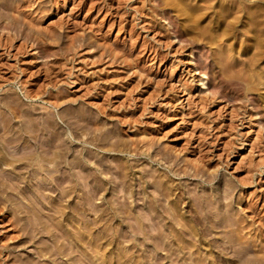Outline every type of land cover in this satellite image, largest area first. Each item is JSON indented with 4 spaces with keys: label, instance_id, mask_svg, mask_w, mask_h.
Segmentation results:
<instances>
[{
    "label": "rangeland",
    "instance_id": "obj_1",
    "mask_svg": "<svg viewBox=\"0 0 264 264\" xmlns=\"http://www.w3.org/2000/svg\"><path fill=\"white\" fill-rule=\"evenodd\" d=\"M18 1H20L19 4ZM16 4L18 7H15ZM13 6L8 7L7 10L3 6L0 7L2 23L5 19L12 21L15 15L19 18L16 17V20H13L16 24L15 26L13 24L12 29L11 26L5 28L0 26L5 29L0 30V43H3L4 38L8 36L7 40L14 41L11 42L12 45L17 44L18 48L22 45L24 47L22 50H25L23 52L20 49L21 52H19L15 46L16 49L13 52H17V57H15L16 52L14 56L13 54L6 56L2 53L3 50H0V63L2 64L0 75L4 74L3 77L0 76V100L10 98L12 94L17 93L19 100L25 106L32 104L31 99L25 97L17 81L12 83L4 81L6 77L10 79L9 76H14L20 71L17 70L18 67H22L24 74L21 73V76H24L22 78L28 82L27 85L31 84L30 88L34 91L43 92L46 100L49 99L46 95L50 92L58 93L57 106L50 109V102L47 106L56 115L54 118L57 117L59 121H62L60 115L70 118L69 114L75 111L76 114L94 117L97 124L102 123L103 127L99 125V128H103V131L120 127L124 139L136 137L135 133L143 136L146 133L145 128L148 127H151L150 132L158 129L159 131H156L158 135L156 139L159 138L157 139L158 144L161 147L169 144L178 150L183 149L184 157L188 162V170L194 166L195 159L199 158L204 164L203 169L208 174L216 175L213 181L204 183L201 181V175L205 173L203 170L198 177H184L182 181L191 187L194 185L204 187L202 193L211 196L214 200L222 199L226 203L230 201L232 206L227 209L230 210L231 216L242 217L246 220V224L249 223L246 229L248 235L242 240H246L248 236L256 244L252 245L253 248L250 247L251 255L254 252L257 253L260 247L264 250V126L262 125L264 115L261 113L264 111V0H14ZM16 8H19V12ZM3 14L8 17L4 19V16L1 17ZM33 19L36 22L32 21ZM30 22L37 25L33 27ZM47 28L50 29L48 32L52 31V33H47ZM35 30L37 34L34 33ZM53 30L56 32L53 33ZM38 34L45 36L41 37ZM11 36L14 38L11 39ZM38 37L42 38L41 40L45 39L44 41L49 47L51 45V50H54L56 54H53V51L51 54L37 51L38 46H36L35 39ZM31 38L32 40L35 38L34 42ZM6 62L8 64L5 65ZM10 64L15 65V68L13 65V67H8ZM6 69L8 71H5ZM10 69L12 71L14 69L15 72ZM214 72L222 74L224 83L227 85L231 81L229 85L231 84L235 90L238 89L240 92L236 90V94L231 86L226 87L224 84L217 86L219 91L220 88L225 91L224 95L222 90L219 92L216 91L217 88L216 90L209 88V81L212 80ZM33 73L35 75H32ZM200 75L204 78L198 81ZM4 76H6L5 79ZM235 82L236 84L239 82L242 87L236 85ZM32 83L35 85L32 86ZM210 89L212 92H209ZM245 94H255L263 107L252 108L253 106L248 101L249 95ZM52 100L51 98L48 101ZM38 102L41 105L44 104L43 101ZM40 104L37 112L41 113ZM106 111L108 114L104 113ZM255 112L260 113L259 117ZM132 115L138 117L140 122L143 121L142 124L139 122L137 127L130 125L127 127L121 124L123 118L126 119L125 117ZM80 123L84 124L82 120H79L78 124ZM258 126L262 129L260 134L257 132ZM76 128L77 133L84 136L82 129ZM61 130L66 136L70 134V129L62 127ZM75 143H77L78 151L84 152L90 148L94 150V153L97 152L98 156L105 155L109 159H111V153H114L100 150L90 143L86 144L78 140ZM242 143H244L243 148H239ZM169 145L165 146V149L171 150ZM135 157L139 156L130 157V163L133 162L132 164L135 165L140 163L139 165H145V167L151 165L146 161L138 162ZM95 161L93 158L90 159L92 165ZM0 166L8 167L3 160H0ZM162 168L164 169V166ZM79 171L77 170L78 173ZM77 172L75 179L83 185L85 181L81 176L82 173ZM110 173H105L108 177L101 172L96 174L93 182H101L103 178L111 181L105 184L104 190L101 189L97 193L94 202L87 205L88 208L84 206L86 211L75 213L72 220V229L75 232H79V229L82 230L87 225L90 227L87 228L89 235L87 234L85 241L94 240L93 236L96 237L97 231L104 229L105 238L100 239V242L102 241L100 246L103 245L102 252H105L100 256L97 244L93 245L97 247L96 250L95 247L88 248L92 245L86 246L85 242H80L81 246H76L77 253L75 251L73 254L80 255L81 259L79 258L74 264L88 262L81 257L84 253L91 257L92 255L95 258L98 257L97 261L95 260L96 264H115L114 261L118 262L120 258L124 262L122 264H133L132 261L135 264H148L146 263L148 258L144 255L145 253L147 255L152 248L144 242L146 239L136 229L134 218L136 212L131 213L128 218H122L126 210L124 204L135 205L140 201L138 197L140 195L129 193L130 190L136 191V186H131L128 188L129 191H126L131 196L122 193L120 190L123 185L116 180V176L119 175L115 172ZM9 176L14 179L26 176L28 180L22 183L23 185L34 183L47 185L49 181L44 177L30 176L27 173L16 174L9 169L4 174L0 172V191H2L0 192V248L9 251L8 254L6 252L3 255L11 261L10 264L13 261V264L15 261L18 264V261L22 262L23 259H33L32 257L36 256L35 250L40 244L36 239L33 243H21L19 246L21 237L19 235L22 234L21 223L15 220L18 218L12 215L11 207L15 205H13L15 203L13 196L21 197L22 195L12 190V185H10L12 183L8 180ZM91 183L87 182V186L84 184L72 194V205L76 204V207L83 205V195L86 190L91 191L89 187L92 186ZM46 192L49 198L53 195L52 197L60 199L57 192L48 190ZM219 192H222V195ZM6 197L10 200H6ZM62 199L61 203H69L67 198ZM91 211L101 215L102 220L99 219V222L96 221L93 224L96 214ZM19 215L22 216V213ZM58 219L63 225L70 223L67 218L60 216ZM131 220L134 226L131 225ZM221 234L224 233L213 232L212 236L218 237L221 241ZM173 238L166 237L165 240L171 242ZM181 238L176 240L175 247L186 245L189 240L193 242L197 237L193 239L190 235L183 234ZM78 239H83V237ZM103 240L107 242L103 243ZM193 243L199 244L200 242L197 240ZM205 246L201 245L200 252L202 257L207 259L204 264H210L214 258L212 250H216L217 247ZM93 251L97 252L98 256ZM185 251L184 257L186 258L197 255H190L187 250ZM220 254L231 259L229 262L224 259L221 263L238 264L240 260L230 249ZM258 254L262 253L258 252ZM64 255H59L57 261L69 264L66 259L67 255ZM129 256H131L130 259ZM112 257L114 261L111 260ZM135 257L137 260H134ZM49 258V254L43 256L39 264H43ZM2 262L4 263V260ZM163 263L168 262L163 260Z\"/></svg>",
    "mask_w": 264,
    "mask_h": 264
},
{
    "label": "bare ground",
    "instance_id": "obj_2",
    "mask_svg": "<svg viewBox=\"0 0 264 264\" xmlns=\"http://www.w3.org/2000/svg\"><path fill=\"white\" fill-rule=\"evenodd\" d=\"M19 2L20 1H18V4H19ZM12 4L14 5V0H0V7L3 6V8H5L6 10L8 9V7L13 6ZM18 4H16L15 7H18L17 6ZM5 9H3V11ZM13 9L15 10V8H13ZM17 9L19 12V8H16V10ZM9 11L10 10H8V12ZM5 12L8 13L7 11H5ZM18 12H17V14H18ZM5 15L3 14L1 17L4 16V19H5V17H8L7 15L6 16ZM20 16H22V15H19V17ZM12 17H14V15H12ZM16 17H17V15H15V18ZM15 18L14 19L12 18V21H8L9 19L8 20L5 19L3 23H2V21H0V26H2L4 28L11 26L10 28L12 29L13 28L12 26L14 24L13 20H16ZM0 20H1V18H0ZM2 20H3V18H2ZM6 21H8V22H6ZM32 21H34V19ZM34 22H36V21H34ZM15 24H14V26H15ZM31 24L33 25V22ZM34 25H37V24H34ZM34 25H33V27H35ZM2 27L0 28V30H2V31L5 30ZM48 29L49 28H47V33H52V31L48 32L50 30V29L49 30ZM6 30H9V29H6ZM36 30L34 33L37 32ZM40 31H39V33L41 34ZM54 31L56 32V30H53V33H54ZM23 32L25 33V31H23ZM26 33H27V31H26ZM44 33H46V32H44ZM27 34H24V35L26 36ZM28 36H29V34H28ZM39 36L42 37L43 35H39ZM7 37L8 36H6V38ZM6 38H4L6 40V41L4 40L5 42L2 40L3 43L2 42L0 43V50H3L2 53H5L6 56L11 55V54H13V56H14V53L16 51L13 52V50H15L18 45L17 44L14 45V43H13V45H14L13 46L11 44V42H14V41L13 40L10 41L9 39L7 40ZM13 38L11 36V39H13ZM41 39H40V37H38V39H35V42L37 41L36 46H38V48L35 46L37 51L50 52V54L52 53L51 51H53V54H54L55 51L51 50V48H50L51 45L49 47L47 45V43L45 42L46 40L44 39L45 40L44 41ZM31 40H32V38H31ZM11 47H13V48L11 49ZM22 47L23 46L21 45L19 48L17 47L16 50H18V51L20 49L22 50ZM25 47H26V45H25ZM24 50H22V51L24 52ZM19 52H21V51H19ZM2 53H1V55H2ZM15 57H17V52H16ZM16 60H19V59H16ZM15 62H17V61H15ZM9 63H10V61H9ZM3 64H4V62H3ZM6 64H8V63L6 62L5 65ZM0 65L2 67L1 63H0ZM10 65L8 67L14 66L13 68H15V65H13V64H12L13 66L12 65L10 66ZM20 67H21V65H20ZM21 68L18 67L17 70H20V71L15 73L14 76H12V75L9 76L10 79H8L6 76H4V79L6 77V79L4 81L7 83H12L14 81H17V83H19L21 85L20 87L22 88V91L24 92L25 97L28 99H31L32 104H29L28 107L25 106V104L19 100L17 93L12 94L10 98L7 97L4 100H3V98H2V100H0V160H3L4 164H6L8 166L7 168L0 166V172L4 174V173H6V170L9 169L10 171H12L16 174L17 173L18 174L19 173H27L30 176L44 177L49 181V183L47 185H43V184L39 185V183L38 184L34 183L33 185H26V184L23 185L22 183H25L26 180H28L26 176H22V177H18V178L15 177L16 179L11 178L12 176L11 177L9 176L10 177L9 179L7 178L12 183V184H10V185H12V187H11V188H13L12 190H15L19 195H22L21 196L22 198L17 196L16 194H15L16 195L15 197L13 196L12 199L15 201V203H13V205L14 204L15 205L13 207H11L12 208L11 213H13L12 215H14L16 218H18V220L15 218L14 219L16 221H18V223L19 222L21 223V224L19 223L21 225L20 228L22 229L21 230L19 228L22 231V234L19 235V236H21L19 239V241H20L19 246H21V243L22 244H26L29 242L33 243V242H35L36 239L39 240V242H37V243L40 244V245L38 244L39 246L37 245L38 247L36 248L35 253H34L36 256L32 257L33 259H31V258L30 259L28 258L27 260L23 259L22 262L18 261V264H39V263H41L42 257L45 255H48V254H49L50 258H49V260L47 259L48 261H45L43 264H64L62 261L61 262L57 261L59 255H61V254L67 255L66 259H67L69 264H74V262H77V260H79V258H80V255L76 256V254H73L77 250L76 246L77 245L81 246V244L79 245L80 242L81 243L85 242L87 244V245L85 244L86 246L92 245L91 247H88V248L95 247L93 245L97 244V247L99 248L98 253L100 254V256L103 252H105V251L102 252V250L104 249L103 245H102V247L100 246L101 245L100 243L102 242V241L100 242V239L105 238L104 229L98 230L97 231L98 234L96 235L97 238L93 236L94 240H91V241L90 240L85 241L87 234L89 235V233H87V231L89 230V229H87L89 227L88 225L85 226V228H83L82 230L79 229V232H75V230L72 229V227H73L72 226L73 225L72 220L75 216V213H77L79 211L80 212L82 211L81 213H83V210H85L86 207L88 208L87 205L92 204L94 202V200L97 197L96 196L97 193H99V191L101 189H103V188L105 189V184L108 181H111L109 179L103 178L101 182H99V181H97V183L93 182L94 178H96V174L99 172H101V174L102 173H104V174L108 173L109 174V172L117 173L119 176L118 177L116 176V180L118 181L119 184L121 183L123 185V188L120 191L122 193H124L125 195L128 194V193H126L127 190L129 191L128 188H130L131 186H136L137 190L136 191L130 190L129 193L130 194L138 193L140 195V196H138L140 198L139 199L140 201L136 202L135 205H129V204L127 205V203H126V205L124 204V209H126V210H125V213L123 215L124 217H122V218H128V217H130L131 213L136 212L135 216L133 215L135 218V222H136L135 226H137L136 229L138 230V233L142 234L144 239H146V240H144V242L148 245H151V248H152V250H149V253L147 255H146V253L144 255L145 257L147 256V258H148V260L146 259L147 260L146 263H148V264H164L163 260H166V262H168L167 264H204V261H207V259L205 257H202V255H201L202 253L200 252V248H201V245H206V246L210 245V247H212V246L217 247L216 250H214V249L212 250V252L214 253V256H213L214 258H212L213 260L211 261L210 264H227V263H221V261L225 259L226 262H229L231 259L229 257H223L220 254V253H224L227 249L232 250L234 252V254L239 257L240 260H239V262H237L238 264H264V250L260 247L258 252L262 253V254L259 255L258 252L257 253L254 252L251 255V253L249 252L250 247L252 245H256V244L248 236H247L246 240H242L243 237L248 235L247 234L248 232L246 231V229H247V227H249V223L246 224L247 223L246 220L242 219V217L236 218V217L231 216L230 210L227 209V207L229 208L232 206L230 201H228L226 203V202L222 201V199L214 200L211 198V196H207V195H204L202 193L204 187H199L198 185H194L191 187L182 181V179L184 177H189V176L198 177L199 174L201 173V171H203V170L205 171V173H203L205 175V177H204V175H201L202 176V178H201L202 182H204V183L210 182L216 178V175L211 174V173L208 174L206 172V170L203 169L202 166H204V164H202L203 163L202 161L200 162L201 159L200 160H199V158L195 159L194 164H193L194 166H192V168L188 170L187 169L188 168V162H187V159H185V157H184L185 156L184 150L180 149V148L178 150L175 147H171V145H169V144H167V145H169L172 148L171 150L165 149V146L167 147V145L161 147L158 144L159 138L157 137L158 140L156 139V136H158L156 131L158 129L153 131V132H150L151 127L145 128L146 133L145 134L143 133L144 134L143 136H139L138 133H135L134 135L136 137H134L132 135L133 138L129 137V139H124L122 134H121L122 131H120V129H119L120 127L111 128L110 131L108 129H107L108 131H103L102 130L103 128L102 129L99 128V125H101L102 123L97 124L94 121V119H95L94 117L84 116L80 113L76 114L75 111H74V113L69 114V115H71L70 118L69 117L68 118L63 117L62 115H60V118L62 119V121L57 120L56 119L57 117L54 118V116H56V115L50 109L55 108L57 106L56 102L59 99L58 93L57 92H50V93L48 92L49 94L46 95L49 97V99L52 98L54 100V98H55V102H53V100L48 101L49 100L48 98L46 100L44 97L45 94H42L43 92L41 93V91H34L33 89H31L30 83H29L30 85H27L28 82L22 78V77H24L23 75L21 76V73L24 74V70H23L24 68L23 69H21ZM29 69H31V68H29ZM46 70H48V68ZM46 70H44V71H46ZM5 71H8V70L6 69ZM13 71L15 72L14 69H13ZM47 74H48V72H47ZM198 74H200V72H198ZM3 75H0V76L3 77ZM7 75H9V73H7ZM32 75H35V73H33ZM203 75H204V73H203ZM221 75H219L218 73H215L212 76V78H211L212 80L209 81V83H210L209 88H212V89L214 88V90H216L215 88H217V86L219 87L220 85L224 84V86H226V87L231 86V88L234 89V87H232L231 84L229 85V83H232V82L227 81L228 84L226 85L224 83L225 80L223 81V77ZM12 77H13V79H12ZM203 78L204 77H202V75H200V78H198V81L203 80ZM1 80H3V79H1ZM38 82L39 81H37V83ZM35 83H32V86H34ZM204 83H206V82L204 81ZM235 84H236V82H235ZM236 85L241 86V84L239 82H237ZM237 88H239V87L237 86ZM201 89H203V87L200 88V91H201ZM212 89H210L209 92ZM220 89L222 90L223 95H224L225 91H223L222 88H220ZM226 89H228V88H226ZM239 89H242V88H239ZM221 90L219 91V89L217 88L216 91L221 92ZM236 90L239 91L238 89H236ZM236 90H235V93L237 92ZM245 95H249V94H245ZM238 97H241V96L238 95ZM235 99H236V97H235ZM39 100H40V102L43 101L44 104L41 105L38 102ZM248 101H249V104L252 105L253 107L250 106L249 104L248 105L252 108L259 109V108L263 107L260 105V103L258 101V97L255 94H252V95L250 94L248 97ZM36 102H38L37 106H36ZM48 102H50V107H51L50 109H48V106H47ZM39 104H40V107L42 108L41 113L37 112V108H39ZM103 108H104V106H103ZM104 113L108 114L107 111ZM261 113H263V115H264V111ZM256 114L258 116L260 113L257 112ZM136 116H138V115H136ZM252 116H254V115H252ZM122 118H123V116H122ZM125 118L126 119L123 118L124 120L123 119L121 120V121H123V122H121V124H125V125H127V127H128V125H130L131 127H135L140 122L139 121L140 119L138 117H135V116L133 117V115L128 117V118L127 117H125ZM79 120L80 121L82 120L84 122V124L80 123V125H79L78 124ZM259 121H260V119H259ZM261 121L263 122V119ZM142 122H140V123L142 124ZM262 125L264 126L263 123H262ZM101 126L103 127V125H101ZM263 126H262V128H263ZM62 127L66 128V129H70V134L68 133L67 136L64 135V133L61 130ZM76 127H80V129H82V133L84 134V136H81V133L80 134L77 133V131L75 130ZM114 127H115V125H114ZM257 128H258L257 132H258V134H260L262 129H261V127L259 128V126ZM80 129H79V131H81ZM113 137H115V139H112ZM76 140L82 141L86 144H89V143L93 144L94 146H96L100 150L114 152V153H111V155H110L111 159H109L108 157H105V155L98 156L97 152L94 153L93 149H92L93 150V152H92V150L90 148H87L84 152L81 150L78 151L76 149V146H77L76 145L77 143H75ZM242 142H244V141H242ZM243 145H244V143H242L241 147H239V148H243ZM252 145H254V144H252ZM252 145H251V147H253ZM225 146H226V144H225ZM255 146L257 147L256 149L258 150L259 147L257 145H255ZM258 151H260V150H258ZM134 156H139V157H135L138 162H140V161L145 162L146 161L147 164H151V165H149V167H147V166L145 167V165H142V166L139 165L140 163L138 165L132 164L133 162L130 163L131 162L130 157H134ZM91 158L96 160L94 162L95 166H94L93 162H92L93 165L90 163ZM96 163H98L97 166H96ZM253 164L255 165V163H253ZM261 164L262 163H260V165ZM163 166H164V169L162 168ZM200 169H202V170H200ZM77 170H80L82 173L81 176L83 177V179L85 181V182H83V185L81 184L82 182L79 183V181H76V179H75V173L77 172ZM80 171H79V173H80ZM105 175L107 176V174H105ZM77 177H79V176H77ZM113 179H115V178H113ZM81 181H83V180H81ZM87 182H89V183L92 182L91 183L92 186H89L91 191L87 192L88 190H86V193L83 195V200H84L83 205L76 207L75 206L76 204L75 205L73 204L74 205L73 206L71 204L72 194L74 192H76V190L79 187H83L84 184L87 186ZM86 186L84 187L85 189H86ZM46 190H48L49 192L50 191L51 192H57L56 194L59 195L58 197L60 199L55 198V196L52 197L53 195L51 196V198H49V195L46 192ZM116 190H119V189L116 188ZM0 192H2V191H0ZM121 192H120V194H121ZM117 193H119V191ZM219 193L222 195V192H219ZM130 194H128V195H130ZM12 195H14V194H12ZM224 195H226V194H224ZM130 196H127V197H130ZM118 197H119V195H118ZM62 198H64V199L67 198L66 200L69 203H67V204L61 203V200H63ZM7 199L8 198L6 197V200ZM8 200H10V198ZM121 200L124 201V199H121ZM85 205H86V207H84ZM125 206H126V208H125ZM224 209H225V211H224ZM94 211H96V210H94ZM94 211H91V212H94ZM98 211H100V210H98ZM104 211L105 210H103V212ZM21 213H22V216L19 215ZM96 213H97V211H96ZM112 215H113V213H112ZM60 216L63 218H67L70 223L68 225H63L62 221L60 219H58V217H60ZM100 218H101V215L96 214L94 219L92 218L94 221L92 222V219H91V222L94 224ZM100 220H102V219H100ZM131 223H132V220H131ZM179 223L181 225H179ZM133 224H134V222L131 225H133ZM90 226H91V224H90ZM131 228H132V226H131ZM19 229H18V231H19ZM133 229H131V230H133ZM213 232L224 233L223 235L221 234L222 235L221 241H219L218 237L212 236ZM183 234L184 235L187 234L188 236L190 235L193 239L196 236L197 238L195 241L198 240L200 243L196 244V243H193L195 241L191 242L189 240V242H186V245L183 244L184 246L180 245V246L175 247L174 245L176 243V240L178 241ZM227 234H229V235H227ZM81 237H83V239H78ZM166 237H171V238L174 237L175 240L173 238L171 240V242H168L165 240ZM225 238H226V240H225ZM253 238H255V237H253ZM90 239H92V238H90ZM109 239H111V238H109ZM116 240H117V238H116ZM105 241L103 240V243H105ZM123 241L125 242V240H123ZM258 241H259V239H258ZM128 242H129V239H128ZM145 243H144V245H146ZM177 245H179V243ZM6 246H8V245H6ZM97 247H95L96 250H97ZM116 247H117V245H116ZM253 247L254 246H252V248ZM258 247H259V244H258ZM79 248H81V247H79ZM88 250H90V249H88ZM185 250H187L190 255L191 254H194V255L197 254V255L186 258V257H184V254L186 252ZM95 251H93V252H95ZM163 251L165 253H163ZM6 252L7 251H4L3 249L0 248V263L4 260V263L2 262L1 264H7V263L10 264V262H11L9 259H7V256L4 257L5 255H3V253L6 254ZM8 252H7V254H8ZM143 252H144V250H143ZM76 253H77V251H76ZM95 253H97V252H95ZM98 253L96 254L97 256H98ZM248 253H250V255ZM82 254H83V252H82ZM186 254H188V253H186ZM86 255L84 253L81 256V257H83V259L85 261H88L86 264H94V263L96 264L95 260L97 261L98 257L95 258L93 255H92V257H91V255L88 256L89 254H87V253H86ZM123 256H125V255H123ZM131 256H129V259L131 258ZM107 259H110V258H107ZM112 259H113V257L111 258V260ZM132 259H133V257H132ZM84 260H82V261H84ZM134 260H137V258ZM67 261H64V262L66 263ZM112 261H114V260H112ZM214 261H215V263H213ZM13 262H12V264H13ZM16 262L17 261H15V263ZM107 262H109V261L107 260ZM132 262H133V264H135L134 261H132ZM111 263H113V262H111ZM114 263L115 264L116 263L122 264L124 262L122 261V258H120V260L118 259V262L114 261Z\"/></svg>",
    "mask_w": 264,
    "mask_h": 264
}]
</instances>
